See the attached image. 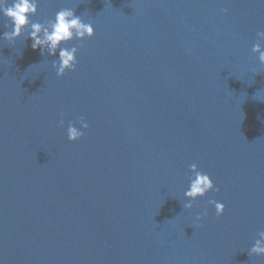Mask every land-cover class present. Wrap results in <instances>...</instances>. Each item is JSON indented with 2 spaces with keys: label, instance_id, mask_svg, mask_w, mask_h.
<instances>
[{
  "label": "water",
  "instance_id": "1",
  "mask_svg": "<svg viewBox=\"0 0 264 264\" xmlns=\"http://www.w3.org/2000/svg\"><path fill=\"white\" fill-rule=\"evenodd\" d=\"M61 8L95 31L75 71L27 29L0 40V264H264V0H39L29 19ZM192 163L219 191L184 209Z\"/></svg>",
  "mask_w": 264,
  "mask_h": 264
},
{
  "label": "clouds",
  "instance_id": "2",
  "mask_svg": "<svg viewBox=\"0 0 264 264\" xmlns=\"http://www.w3.org/2000/svg\"><path fill=\"white\" fill-rule=\"evenodd\" d=\"M39 0H12L11 4L8 0H0V15L9 21L5 27H10V31L3 32L0 40L14 43L22 35L31 39V48L39 49L41 55L57 56L51 64V68L55 70L57 77H63L67 71H75L78 61V47L75 45L68 46L72 41H83L90 39L95 35L94 27L91 22H85L81 15H77L72 8H61L55 13L54 19H50L47 23L32 22L29 17L37 14ZM227 12V9L223 10ZM256 41L252 45V53H258L259 65L264 66V31L256 33ZM253 74L260 72L257 68L252 69ZM79 128L75 123L69 122L67 126V138L70 142H76L85 135V131L89 127L84 117H80L77 121ZM64 121L61 119L59 125L63 126ZM189 171L192 175L189 177V186L184 192L186 203L183 204L184 209H192L193 202L198 198L205 197L211 191H219L215 187L211 177L201 172L197 164L189 165ZM208 204L215 209L216 216H222L225 211V204L215 199H210ZM208 212L204 210L196 215V220L201 221L207 217ZM258 239L248 250L249 256L264 257V231L257 233Z\"/></svg>",
  "mask_w": 264,
  "mask_h": 264
}]
</instances>
